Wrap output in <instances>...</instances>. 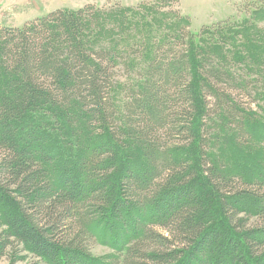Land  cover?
<instances>
[{"label":"trees","instance_id":"16d2710c","mask_svg":"<svg viewBox=\"0 0 264 264\" xmlns=\"http://www.w3.org/2000/svg\"><path fill=\"white\" fill-rule=\"evenodd\" d=\"M247 11L198 32L154 2L0 26V260L17 242L42 264H264V117L238 73L264 72V0Z\"/></svg>","mask_w":264,"mask_h":264},{"label":"rangeland","instance_id":"374dc122","mask_svg":"<svg viewBox=\"0 0 264 264\" xmlns=\"http://www.w3.org/2000/svg\"><path fill=\"white\" fill-rule=\"evenodd\" d=\"M254 0H0V26L8 25L19 27L27 21L46 15L58 8L77 9L88 3H93L103 8H109L115 4L125 7H136L142 2H154L160 9L175 10L182 15L189 17L191 22L190 31L198 32L202 27L231 25L248 17L250 12H246V6ZM136 15L125 14V19L134 21ZM133 23V22H132ZM264 25V23H261ZM135 35V31L130 30L125 33L103 32L100 41L109 45H117L128 41ZM236 70V69H235ZM238 73L243 75L250 88L251 95L243 100L245 107L255 111L264 117V72L252 71L248 67H239ZM135 80L123 78L121 85L117 88L116 99L119 103L123 101L122 87L125 82L134 83ZM252 148L263 149L260 143H254ZM256 151V150H255ZM251 219L248 223H255ZM93 253L104 255L112 250L99 243L94 244ZM15 257V264H42L38 258L23 250L22 245L14 242L7 250V254L2 257L0 264H11V258ZM23 257V258H20Z\"/></svg>","mask_w":264,"mask_h":264}]
</instances>
